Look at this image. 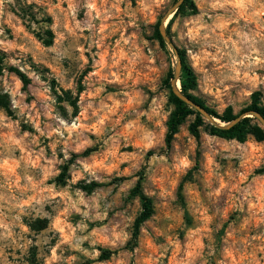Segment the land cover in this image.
I'll return each mask as SVG.
<instances>
[{"label":"clouds","instance_id":"clouds-1","mask_svg":"<svg viewBox=\"0 0 264 264\" xmlns=\"http://www.w3.org/2000/svg\"><path fill=\"white\" fill-rule=\"evenodd\" d=\"M21 2L42 6L53 23H33L28 31L12 13L15 0H0V50L14 54L5 63L31 81L21 91L24 84L15 73L5 68L0 74V96L7 94L15 115L0 108V264H27L30 248L37 249L41 264H164L165 257L169 264H264V175L252 176L264 164V143L221 141L199 129L198 147L196 137L181 127L167 151V121L174 109L165 108L158 78L150 76L157 71L155 52L140 28L156 22L165 0H135L136 7L133 0ZM196 6L199 15L189 16L179 30L178 20L172 31L195 49L187 55L201 73V90L214 97L209 103H238L251 88L264 85V75H257L264 72V0H196ZM5 24L13 39L5 35ZM49 29L55 42L44 47L34 33ZM29 54L37 66L51 70L46 79L22 63ZM52 79L57 94L70 93L75 108L68 98L57 104ZM22 124L33 131H22ZM197 150L207 163L193 173L196 183H185L187 207H182L177 188L196 168ZM64 168L61 184L57 178ZM142 168L147 169L143 195L155 198L156 215L134 241L142 209L140 195L133 198L131 190ZM94 182L105 187L91 194L83 190ZM186 212L191 227L185 225ZM230 213L240 214L238 222L229 223L217 253L214 237ZM37 220L47 221V227L33 231ZM161 237L164 243H156ZM130 242L139 246L126 250ZM98 246L118 255L100 261Z\"/></svg>","mask_w":264,"mask_h":264},{"label":"rangeland","instance_id":"rangeland-1","mask_svg":"<svg viewBox=\"0 0 264 264\" xmlns=\"http://www.w3.org/2000/svg\"><path fill=\"white\" fill-rule=\"evenodd\" d=\"M177 1L178 0H165L164 4L160 7V9L156 10L157 13H158L156 15V18H155L156 22L154 24H147L146 25V24L142 23L140 25L141 34L143 35V38L149 41L150 47L155 52V67H156L157 71L154 72V73H150V76H156L158 78L157 79L158 91L162 92L163 95L166 98L165 108L167 109L169 106H171L174 109L173 112L176 110V106L171 102L170 98H171V92L172 91H171L170 88L167 87V82L169 81L170 75L174 74V72H175V67H176V63H177V57H176L175 53L172 51V49L168 45H166L165 48L161 47V45L159 44V42L155 38V30H156V27L160 24V22L163 19V17L177 3ZM63 6L66 7L67 5L65 4ZM133 7H136L135 0H133ZM194 7L197 9V14L196 15H199L200 9L196 6V0H192L191 3L187 4V6L178 13L177 17L174 19V22L172 23V25L169 28L170 37L172 38L174 44L179 49V51H183L184 52L185 63L189 67H191V69L193 70V72H194V74L196 76V87L194 88L193 91H191V94L193 96L197 97L198 99H200L202 101V103L207 108L211 109L212 111H214L218 115H223L225 113V111L228 110L229 108L232 110V112H233V114L235 116L241 115L243 111H245L247 108H249L252 105V103H253L252 96L254 94H256V93H260L259 105L264 108V85H257L255 88H251L250 89V91H251L250 95L241 96V98H240L238 103H234V104L230 103V104H228L227 107H223L219 103H216L215 105L209 103V101L213 100L214 97L211 96L209 93L203 92L201 90V88H200L201 73L198 72L196 69H194L192 67V62L190 61V59H189V57L187 55L188 51H190V50L191 51H195V49L192 48V46L189 44V42L187 41L186 38L183 41H181V40H179L177 38V33L172 31L173 24L176 23L178 20H179V25H178V30H179L180 28L183 27V22H184L185 19H187L189 16H196V15H192V9ZM11 10H12V13L17 17V19H19L21 21V26L22 27H26V30H28V31H30V25L33 24V23L37 24L38 26L41 25V24L51 25L53 23L52 17L50 15H47L45 10H44V8L42 6L36 4V3L30 4V5H25V4H23L21 2V0H15V6H13ZM38 16L40 17L39 19L37 18ZM78 18H82V13H81V16L78 17ZM48 19H51V21H52L51 24L47 23ZM25 22H27V24H25ZM4 28H5V35H7L9 39H13L12 29L10 27H8L7 24L4 25ZM47 31L37 32V33H34V35L36 36L38 41L42 42V38L43 37L44 38L47 37L46 36V32ZM54 42H55V39H54ZM44 47H46V46L44 45ZM10 55H14V54L7 53V52H4V51L0 50V62H1V64H0V74L3 73L5 68H7V71L9 72L8 69H10L11 66H8L5 62L9 58ZM173 57H175V60H173ZM25 62L29 64V66L32 68L33 71H37L38 74L41 75L42 79H46L47 78V74L50 73V71H51L49 68L44 67L43 65L37 66L32 61V57H31L30 54L24 57V60L22 61V63H25ZM65 67H67L66 63H65ZM12 68H15V67H12ZM15 69H17V68H15ZM9 73H12V72H9ZM84 75H87V71L84 73ZM257 75L258 76L259 75H264V72H261L260 70H258L257 71ZM82 79H83V76H81V80ZM48 83H49L52 95L54 97H56V99H57V104L58 105L62 104L64 102L65 98H68L70 100V102L72 103V106L75 108V103L76 102L75 101H71L70 93H63V96H61V95L57 94V92H56V88H57L56 81L54 79H52V80L48 81ZM27 88H22L21 91H27ZM238 88H243L245 91L249 90V86L248 85L238 84ZM79 91H81V92L83 91V86L82 85L80 86ZM145 91H148V89L145 88ZM61 92H63V90H61ZM216 95L217 96L220 95L218 90L216 92ZM232 95L235 97L236 96V91H233ZM32 99H33L32 97H29V99L26 101V103H30L32 101ZM0 108L4 109V111L8 114V116L10 118L15 119V115L11 111V108H10V100H9V97L7 96V94H4V95L0 96ZM58 111L66 118L67 114H66L65 110L62 107H59ZM75 115H78V110L73 112V116H75ZM170 117H169V119H170ZM169 119H168V121H169ZM195 119H196L195 116H189L183 122V124L178 128V132H179L181 127H184L192 135V133L190 131V127L195 122ZM168 121H167V124H168ZM204 121H205V125L203 127H201L200 129H203L204 132L208 133V129L210 128V126H213V125H211L207 120H204ZM218 121L220 122L219 123L220 126H225L226 125V124L222 123L220 120H218ZM252 124L254 126L261 127L259 125V123L257 122V120H255ZM21 130L22 131H33L32 129H30L28 127V125H24V124L21 125ZM219 139L221 141H230V140H226V139H222V138H219ZM249 139L254 140L257 144L264 143V142L257 141L253 136H249L247 141ZM200 141H201V134H200L199 140H197L198 147H199V142ZM240 144H244V143H240ZM165 145H166L167 151L171 152L172 144H171L170 147L167 146L166 137H165ZM131 150H132L131 148L127 149V151H131ZM164 152H165V149H161L160 154H164ZM150 154H153V152H149L148 153V156L145 158L146 160L149 157H151V156H149ZM195 156H196V161H197L196 168L193 169L192 171H190L187 176L181 177V182H180V184L178 185V188H177L178 203L182 207H187L186 197L183 194L185 183L186 182L196 183V181L194 179V176H193V173L197 172L200 169L202 163H204V164L207 163L206 160L203 159L202 154H201V152L199 150L196 151ZM217 162L222 167H226L227 164H228L227 160H221L219 157H217ZM121 167H124V165H122ZM63 170H62V172H63ZM260 170H264V164H261L259 167L254 168L252 170V176H259L256 173L258 171H260ZM146 171H147L146 168H142L141 171L139 173H137V175H140V173H143V175H144V173ZM262 175H264V174H262ZM252 176H249V179H251ZM119 179H123V180L119 181L120 183H123V181L125 179H127V177L119 178ZM145 180H146V177L144 175L143 181H142V189H143V191H144V183L143 182ZM116 182L117 181H115V180L113 181V183H116ZM102 187H105V185H102ZM149 187H151V185H149ZM151 199H152L153 204H154L155 198L152 197ZM154 210H155L154 215H156L155 206H154ZM239 215H240L239 213H230L229 216H228L227 221L223 224V227L220 229V231L218 233L215 234L214 239L216 241L217 253H219V251H220L221 238H223L226 235V231L228 229L229 223H231L232 221H237L238 222L237 217ZM74 219H79V218L76 217ZM38 221L39 220H37V221L32 223L31 227L34 229L33 231H35V229H38L39 227L42 226V224H40ZM184 222H185V225L188 226V227H191L192 224H193V220L187 214V212L184 215ZM25 223H27V220H25ZM104 223H107V221H105ZM95 226L96 225H90V228L91 227H95ZM149 231H151V230L149 229ZM177 233H178V238L181 241H183L184 233L182 231H179V230H177ZM156 243L163 244L164 243L163 238L162 237L158 238ZM52 244L54 245L55 241H52ZM138 246H139L138 242H137L136 246L134 245L133 242H130L128 245L125 246V249L130 251L134 247H138ZM83 247H86V248L88 247L87 242L83 245ZM97 250L100 251L101 254H102L103 251L112 252L113 254L108 260H110L114 255H118V253L113 252L110 249L100 248L99 246L97 247ZM18 254L19 253H17V255ZM67 254L68 253H65V255H67ZM36 256H37V249L36 248H30L29 249V256L27 257V264H41V262L37 260ZM100 257L98 258V260L103 261V260H101ZM9 259H11V257H9ZM86 264H93V262L87 261ZM164 264H169L168 257H165ZM213 264H214V262H213Z\"/></svg>","mask_w":264,"mask_h":264},{"label":"trees","instance_id":"trees-1","mask_svg":"<svg viewBox=\"0 0 264 264\" xmlns=\"http://www.w3.org/2000/svg\"><path fill=\"white\" fill-rule=\"evenodd\" d=\"M192 0H185V3L182 5V7L179 9V11L175 14V16L171 19L168 25V33H169V28L174 22V19L177 17L178 13L184 9L187 4L191 3ZM197 14V9L194 7L192 9V15ZM51 19L47 20L48 24H51ZM160 25V24H159ZM159 25L156 27L155 30V38L161 45V47L165 48L166 43L164 42L163 38L161 37L159 33ZM46 38H42V42L46 47H51L54 43V33L51 32V30H48L46 32ZM180 57L182 59L183 63V69H182V74L180 78V84H181V90L182 92L188 96L192 101L195 103L201 105L212 117L220 120L224 124H229L233 122L238 116H235L232 112V110L229 108L228 110L225 111L223 115H218L211 109L207 108L200 99L197 97L193 96L191 94V91L194 90L196 87V76L191 69L186 63L184 59V52L179 51ZM1 64V62H0ZM9 72L15 73L22 81L24 84V88H27L29 84H31V81L25 76L23 73H21L18 69L15 68H10L8 69ZM174 78V74L170 75L169 81L167 82V87L171 89V81ZM260 93H256L252 96L253 98V103L252 105L247 108L245 111L242 112H249V111H255L260 113L264 117V108L259 105L260 99H259ZM171 102L176 106V110L172 113L169 121H168V129H169V134L166 136V144L168 147L171 146L172 141L174 139V133L178 132V128L183 124V122L189 117V116H195V122L191 125L190 131L193 136L196 137L197 140L200 138V132L199 129L205 125V119L203 116L198 113L196 110L193 108L189 107L185 103H183L178 97H176L172 92H171ZM240 116V115H239ZM256 119L253 118H246L242 120L239 124H237L235 127L231 129H221L217 128L215 126H210L208 129V133L212 136L226 139V140H231L235 138L237 142L239 143H245L248 139L249 136H253L257 141L259 142H264V130L261 127L254 126L252 123ZM150 154L149 156H151ZM67 169L64 168L61 177L57 178V181L59 183H63V178L66 175ZM256 174L262 175L264 174V170L258 171ZM141 177V180L137 182V186L131 191V196L134 198L137 194L140 195L141 198V209L142 211L139 213L137 216L135 223L133 225V233H134V241H138L140 237V227L144 224L145 221H149L155 213L154 210V204L151 198L148 196L143 195V189H142V181H143V173H140L139 175ZM123 179H119L121 181ZM97 187H102V185H97L95 182L91 185H87L84 187L83 190L87 191L89 194L95 188ZM40 224H42L41 227L38 229H35V231H42L44 227H47V221H38ZM32 230H34L32 228ZM134 245H137V242L134 243ZM112 252L110 251H103L101 254V260H108L112 256Z\"/></svg>","mask_w":264,"mask_h":264},{"label":"water","instance_id":"water-1","mask_svg":"<svg viewBox=\"0 0 264 264\" xmlns=\"http://www.w3.org/2000/svg\"><path fill=\"white\" fill-rule=\"evenodd\" d=\"M185 3V0H178L177 3L168 11V13L163 17V19L160 22L159 25V33L161 37L163 38L164 42L166 45H168L172 51L175 53L177 57V63L175 67V72H174V78L171 81V91L172 93L178 97L183 103L188 105L189 107L193 108L196 110L198 113H200L205 120H207L211 125L221 128V129H231L235 127L237 124H239L242 120L246 118H253L256 119L259 125L263 128L264 130V117L255 111H249L241 114L238 116L233 122L225 125V126H220L217 123V119L212 117L201 105L195 103L192 101L188 96H186L182 90H181V84H180V78L182 74V69H183V63L182 59L179 54V49L176 47L174 44L172 38L170 37L168 33V24L171 20H168V17L171 16L172 18L175 16V14L179 11V9L182 7V5ZM165 21H167L165 23ZM163 29V30H161Z\"/></svg>","mask_w":264,"mask_h":264}]
</instances>
